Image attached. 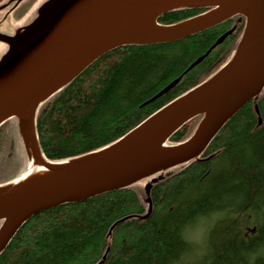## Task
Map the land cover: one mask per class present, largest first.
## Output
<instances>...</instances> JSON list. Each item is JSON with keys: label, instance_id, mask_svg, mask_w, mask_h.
<instances>
[{"label": "trees", "instance_id": "obj_1", "mask_svg": "<svg viewBox=\"0 0 264 264\" xmlns=\"http://www.w3.org/2000/svg\"><path fill=\"white\" fill-rule=\"evenodd\" d=\"M205 10L175 9L158 23L175 24ZM236 17L177 42L128 44L99 57L39 105L36 134L43 154L62 162L108 146L203 82L235 50L244 27V17ZM233 24V32L184 73ZM179 76L175 86L150 100ZM201 117L190 119L168 144L186 140ZM5 123L0 125V185L26 165L19 152L26 154L22 139L14 124L5 130ZM179 168L33 215L0 252V264H264V89L223 125L200 160ZM158 176L151 187V214L140 220L137 216L147 211L144 185ZM200 219L212 220V226L201 254L186 260L193 248L187 230Z\"/></svg>", "mask_w": 264, "mask_h": 264}, {"label": "water", "instance_id": "obj_2", "mask_svg": "<svg viewBox=\"0 0 264 264\" xmlns=\"http://www.w3.org/2000/svg\"><path fill=\"white\" fill-rule=\"evenodd\" d=\"M12 1L16 6L21 0H9L0 5V10ZM179 8L206 10L175 24L158 23L162 14ZM237 15L244 17V27L235 52L208 79L151 114L107 148L62 162L47 160V175L25 184L0 185V252L35 214L130 186L172 166L199 159L223 125L264 89V0H48L31 24L14 35L0 32V42L8 46L0 62V125L26 108L25 116L17 117L22 142L26 148L29 141L34 151L45 157L35 128L38 105L99 57L128 44L177 42ZM233 30L221 34L184 73ZM180 77L150 100L175 86ZM255 111L259 114L256 105ZM197 115H202L201 120L188 141L163 146ZM159 178L145 184L149 207L141 219L151 212L149 193ZM120 221L111 226L109 233Z\"/></svg>", "mask_w": 264, "mask_h": 264}, {"label": "rangeland", "instance_id": "obj_3", "mask_svg": "<svg viewBox=\"0 0 264 264\" xmlns=\"http://www.w3.org/2000/svg\"><path fill=\"white\" fill-rule=\"evenodd\" d=\"M5 1L6 0H0V5L5 4ZM47 1L48 0H25L21 4H19L16 8L9 9V7H6L3 10H0V32L6 35H14L18 29H22L28 26L29 24L32 23V21L35 20V18L38 16L41 10L42 5L45 4ZM35 2H36V5L33 8H30L31 5ZM237 37H238V33L235 34L234 41L235 40L237 41ZM230 47H233V45ZM7 51H8L7 44L0 42V62L2 58L5 56V54L7 53ZM234 52L235 50L228 53V56L231 55L230 56L231 58ZM0 67H1V63H0ZM1 69L2 68H0V71ZM217 70L218 69H216L215 72ZM14 120L15 122L13 123H12V120L5 121L6 122L5 130L9 128H13L12 125L14 124L17 130L18 139L20 141L21 137H19L20 135L18 132V121L17 119H14ZM194 121L195 120H192V122ZM19 152L22 153L23 163L24 164L27 163L28 161L27 152L25 154L24 149L23 150L20 149ZM179 169H180L179 166H172L164 170L163 174L167 175V174L175 173ZM138 182L141 183V180ZM212 223H213L212 220H209L208 222H206L205 219H200L194 225H192L191 228L187 230L188 233H186V237L188 240H190V243L192 244L193 248L191 252L189 253V255L186 256V260H193L195 259V257L200 251L202 252V247L204 245L203 243L207 238V235H208L209 229L212 226Z\"/></svg>", "mask_w": 264, "mask_h": 264}, {"label": "bare ground", "instance_id": "obj_4", "mask_svg": "<svg viewBox=\"0 0 264 264\" xmlns=\"http://www.w3.org/2000/svg\"><path fill=\"white\" fill-rule=\"evenodd\" d=\"M19 3V2H18ZM201 14V13H200ZM194 17V16H193ZM160 24V23H159ZM160 25H163V24H160ZM2 43V42H1ZM237 46V45H236ZM236 49V48H235ZM208 50V49H207ZM206 50V51H207ZM213 50V49H212ZM209 78V77H208ZM208 78H206V79H208ZM205 79V80H206ZM204 80V81H205ZM70 83V82H69ZM68 83V84H69ZM202 83V82H201ZM200 83V84H201ZM67 85V84H66ZM66 85H64L63 87H65ZM199 85V84H198ZM197 85V86H198ZM62 87V88H63ZM196 87V86H195ZM61 88V89H62ZM60 89V90H61ZM59 91V90H58ZM57 91V92H58ZM57 92H55L54 94H56ZM53 94V95H54ZM52 95V96H53ZM51 97V96H50ZM49 97V98H50ZM48 98V99H49ZM47 100V99H46ZM45 101V100H44ZM43 102V101H42ZM41 102V103H42ZM147 102V101H146ZM145 102V103H146ZM40 103V104H41ZM39 104V105H40ZM168 104V103H167ZM39 105H38V107H39ZM38 107H37V109H38ZM163 107H165V105L163 106ZM37 109H36V111H37ZM254 109H255V106H254ZM257 110H258V108H257ZM25 112H26V108H21L18 112H17V117H19V118H23L24 116H25ZM256 112V111H255ZM258 113H259V111H258ZM257 114V113H256ZM257 125H260L261 123H262V119H261V117L259 116V114H257ZM17 117H15L16 119H17V121H19L18 120V118ZM259 118H260V120H261V122L259 123ZM8 120H12V123L13 122H15V120L11 117V118H9ZM5 122V121H4ZM144 121H142L141 123H143ZM140 123V124H141ZM140 124H138L136 127H138ZM186 124V123H185ZM184 124V125H185ZM136 127H134L133 129H135ZM182 127V126H181ZM180 127V128H181ZM35 128H36V112H35ZM179 128V129H180ZM133 129H131L130 131H128L125 135H123L121 138H119L118 140H116L115 142H113V143H111V144H114V143H116L117 141H119V140H121L124 136H126L128 133H130ZM18 131H19V124H18ZM195 131V130H194ZM175 133V132H174ZM173 133V134H174ZM172 134V135H173ZM37 135V134H36ZM171 135V136H172ZM191 136H193V133L186 139V140H184V141H182V142H178V143H174V144H168V141H169V139L164 143V145L163 146H174L175 144H179V143H184V142H186V141H188L189 140V138H191ZM23 143V142H22ZM111 144H109L108 146H110ZM24 145V144H23ZM209 145V144H208ZM108 146H105V147H103V148H101V149H104V148H107ZM207 148V147H206ZM205 148V149H206ZM26 152H28L27 153V156H28V161H27V163H26V165H25V168H24V170H23V172L22 173H20L16 178H14L13 180H11V181H9L8 183H6V184H8L9 186H14V185H16V184H25V183H28V182H31L32 180H35V179H37V178H40V177H42V176H45V175H47L50 171H49V169H48V167L45 165V163H46V161L48 160V159H46L42 154H38V153H36L35 151H34V148L31 146V144H30V142L28 141V143H27V145H26ZM101 149H98V150H94V151H91V152H96V151H99V150H101ZM204 149V150H205ZM204 150L202 151V153H201V155L199 156V159H192V160H200L201 159V156H202V154H203V152H204ZM89 153V152H88ZM86 154V153H85ZM80 156V155H79ZM77 157V156H76ZM49 161V160H48ZM190 161V160H189ZM188 162V161H187ZM187 162H185V163H187ZM185 163H183V164H185ZM179 165H181V164H179ZM179 165H176V166H179ZM151 180V179H150ZM149 180V181H150ZM148 181V182H149ZM148 182H146V183H148ZM136 183V182H135ZM145 183V184H146ZM155 183V182H154ZM153 183V184H154ZM6 184H3V185H6ZM152 184V185H153ZM144 187H145V185H144ZM152 187V186H151ZM149 197H150V201H151V211H152V207H153V202H152V199H151V189H150V193H149ZM145 199H146V195H145V192H144V202L147 204V211L145 212V214H143V215H139V216H137V218L138 219H140V220H144V219H141L140 217H142V216H144V215H146L147 214V212H148V207H149V205H148V203L145 201ZM150 214H151V212H150ZM149 214V215H150ZM149 217V216H148ZM147 217V218H148ZM146 219V218H145ZM206 222H208V220H205ZM1 224H2V222H1ZM1 224H0V226H1ZM22 227V226H21ZM111 228V227H110ZM109 231H110V229H109ZM109 231H108V235H110L111 234V232L109 233ZM190 241V240H189ZM10 243V242H9ZM204 244V243H203ZM201 254V251L197 254V256L196 257H198L199 255ZM195 257V258H196Z\"/></svg>", "mask_w": 264, "mask_h": 264}, {"label": "flooded vegetation", "instance_id": "obj_5", "mask_svg": "<svg viewBox=\"0 0 264 264\" xmlns=\"http://www.w3.org/2000/svg\"><path fill=\"white\" fill-rule=\"evenodd\" d=\"M8 1H9V0H6L5 3L8 2ZM23 1H25V0H21L19 3H17L16 6H14V4H15L16 1H12V2H10V3L8 4L7 7H9V9H11V8H12V9H13V8H16V7H17L19 4H21ZM35 5H36V2L33 3V4L31 5L30 8H33ZM13 6H14V7H13ZM39 7H40V6H39ZM237 16H239V15H237ZM235 17H236V16L232 17L231 19H235ZM241 21H242L241 18L236 17V22H237V23H240ZM236 26H237L236 24H233L232 27H234V29H235Z\"/></svg>", "mask_w": 264, "mask_h": 264}]
</instances>
